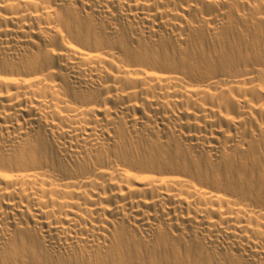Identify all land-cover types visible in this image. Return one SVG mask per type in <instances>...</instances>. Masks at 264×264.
<instances>
[{
    "label": "bare ground",
    "instance_id": "6f19581e",
    "mask_svg": "<svg viewBox=\"0 0 264 264\" xmlns=\"http://www.w3.org/2000/svg\"><path fill=\"white\" fill-rule=\"evenodd\" d=\"M0 264H264V0H0Z\"/></svg>",
    "mask_w": 264,
    "mask_h": 264
}]
</instances>
